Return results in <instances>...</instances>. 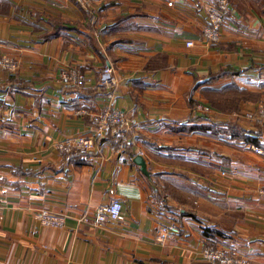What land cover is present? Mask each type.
Instances as JSON below:
<instances>
[{"label": "crops", "instance_id": "0c3cea01", "mask_svg": "<svg viewBox=\"0 0 264 264\" xmlns=\"http://www.w3.org/2000/svg\"><path fill=\"white\" fill-rule=\"evenodd\" d=\"M217 1L0 0V54L20 63L16 73L0 68V264H212L206 244L264 264V156L241 136L264 143V125L238 115L264 102V0H228L209 44L202 34ZM60 20L75 26L49 36ZM104 64L120 80L126 145L112 148L113 129L91 149L60 150L62 139L93 134L90 115L108 101ZM68 66L96 80L61 83ZM199 100L214 112L194 110ZM113 197L123 219L78 220ZM41 207L66 214L65 226L42 225ZM171 220L183 233L157 242Z\"/></svg>", "mask_w": 264, "mask_h": 264}, {"label": "built area", "instance_id": "2783aa9c", "mask_svg": "<svg viewBox=\"0 0 264 264\" xmlns=\"http://www.w3.org/2000/svg\"><path fill=\"white\" fill-rule=\"evenodd\" d=\"M82 6H85L89 0H77ZM171 4V1L169 2ZM229 7L228 0H218L215 4L207 8V25L204 27L202 39L207 43H214L220 39V29L225 19V13ZM187 46L194 44L193 40L186 42ZM0 64L10 70H15L16 65L7 57L0 60ZM106 82L114 83L113 67L111 64H106L104 69ZM62 82L65 84L85 85L91 83V77L86 74L71 70L68 73H63ZM109 104L100 112L95 115L93 122L95 127L91 135H79L71 138H65L58 142L57 148L60 150H71L77 148L80 150H88L93 148L97 143V136H103L106 132L115 130L116 135L112 144L113 149H122L127 140V124L128 116L125 112L118 109L112 103L113 94H109ZM200 110L208 114L210 106L201 103ZM259 110L264 113L263 105L259 106ZM252 117V113H248ZM250 150L258 155L264 156V145L251 142L248 144ZM257 193L264 198V187L257 188ZM165 209V208H164ZM35 218L45 226L50 227H64L66 224L67 216L64 213L53 212L47 208H38L35 212ZM124 218L123 202L118 197H113L109 202L101 203L94 208L91 212H84L79 218V221L87 222L94 221L96 224H103L109 221H118ZM183 233V227L177 221L171 220L163 222L156 230L155 240L161 244H165L170 240L175 239ZM202 256L209 263L212 264H249V260L243 255L231 250L225 245L220 244H206L202 249Z\"/></svg>", "mask_w": 264, "mask_h": 264}, {"label": "rangeland", "instance_id": "374dc122", "mask_svg": "<svg viewBox=\"0 0 264 264\" xmlns=\"http://www.w3.org/2000/svg\"><path fill=\"white\" fill-rule=\"evenodd\" d=\"M78 2V1H77ZM79 3V2H78ZM90 3H91V0H89L88 1V3L85 5V6H82L80 3H79V5H81L82 7H89V5H90ZM229 4V3H228ZM223 25V24H222ZM204 30V29H203ZM220 40V39H219ZM218 40V41H219ZM217 41V42H218ZM215 43V42H214ZM210 44H213V43H210ZM3 57H7V58H9L15 65H16V69L15 70H10L9 68H7V67H4V66H2L1 64H0V68H3V69H5V70H7V71H9V72H13V73H16L17 71H19V68H20V63L18 62V60L16 59V58H14L13 56H11V55H9V54H7V53H3V54H0V60L3 58ZM105 65L106 64H104L101 68H100V76H99V78L97 79L98 80V85L101 87V88H103L104 90H105V93H106V96H107V98H108V101H107V103L105 104V106L103 107V109L109 104V94H113V97H112V103L114 104V106L115 107H117L118 109H120L116 104H115V98H116V93H117V86L119 85V82H120V80H119V78L116 76V74L114 73V69H113V74H114V80H115V82L114 83H111V82H106L105 80H106V78H105V74H104V71H103V69H104V67H105ZM71 70H77V71H80V72H82V73H84V74H86L87 76H90L91 77V81H93V80H96L95 79V75L91 72V71H89V70H86V69H83V68H80V67H77V66H68V67H66V68H63L61 71H60V73H59V76H58V78H59V81L61 82V83H64V82H62L61 80H62V75H63V73H68V72H70ZM66 83V82H65ZM64 83V84H65ZM92 83V82H91ZM88 84H90V83H88ZM73 86H79V87H83V86H85V85H87V84H85V85H74V84H72ZM201 103H203V104H207V105H209L210 106V111H209V113H211V112H214V107L210 104V103H208V102H206V101H204V100H199L198 102H196L194 105H193V109L194 110H196V111H198V112H201V113H203L201 110H200V108H199V105L201 104ZM260 105H263V107H264V102H259V104L255 107V109H251V110H247V111H244V112H242V113H238V115H240V116H242L243 118H245V119H247V120H249V121H251L252 123H254V124H256V125H264V113L263 112H261L260 110H259V106ZM102 109V110H103ZM102 110H100L99 112H96V113H93V114H91L90 115V118H91V120H92V129H94V127H95V124H94V122H93V118H94V116L95 115H98V113H100ZM120 110H122V109H120ZM123 112H125L124 110H122ZM126 113V112H125ZM248 113H252L253 114V116L252 117H249L248 116ZM127 114V113H126ZM127 116H128V114H127ZM128 119H129V117H128ZM129 126V120H128V124H127V127ZM84 135V134H83ZM105 135V134H104ZM103 135V136H104ZM126 135H127V137H128V133L126 132ZM79 136V135H78ZM103 136H97L96 137V141L98 142ZM71 138V137H70ZM63 140V139H62ZM61 141V140H60ZM59 142V141H58ZM58 142L56 143V146H57V144H58ZM126 142H127V140L125 141V143H124V146L126 145ZM97 144V143H96ZM117 150V149H116ZM118 150H120V149H118ZM264 187V186H263ZM245 257V256H244ZM245 258H247V257H245ZM248 259V258H247ZM249 260V259H248ZM249 262V261H248Z\"/></svg>", "mask_w": 264, "mask_h": 264}, {"label": "trees", "instance_id": "16d2710c", "mask_svg": "<svg viewBox=\"0 0 264 264\" xmlns=\"http://www.w3.org/2000/svg\"><path fill=\"white\" fill-rule=\"evenodd\" d=\"M61 21V20H60ZM61 26L62 27H64V28H67V29H71L73 26H75V25H73V23H70L69 21H61V22H58V24H56L55 25V30L56 31H54V32H51L50 34H49V36H52V35H55V34H57V33H59V32H57V31H61ZM227 69H230V68H227ZM226 69H222V71L220 72V73H222L223 71H225ZM16 83V81H15V78L14 77H12L11 78V85H19V86H21V85H23L24 83H22V82H19V83H17V84H15ZM79 87V86H78ZM241 136H243V137H245L247 140H249V141H252V142H254V143H257V144H261V145H264V143H260V141L257 139V138H254V137H249V136H246V135H244V134H242ZM74 152V151H73Z\"/></svg>", "mask_w": 264, "mask_h": 264}, {"label": "water", "instance_id": "95a60500", "mask_svg": "<svg viewBox=\"0 0 264 264\" xmlns=\"http://www.w3.org/2000/svg\"><path fill=\"white\" fill-rule=\"evenodd\" d=\"M134 161L139 164L140 169L146 174L150 175V171L147 169L146 160L142 154H137L134 157Z\"/></svg>", "mask_w": 264, "mask_h": 264}]
</instances>
